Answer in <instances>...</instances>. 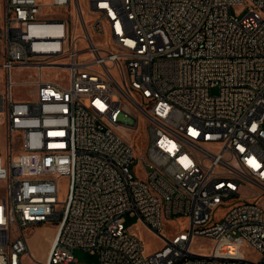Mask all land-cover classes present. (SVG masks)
<instances>
[{"label": "built area", "instance_id": "1", "mask_svg": "<svg viewBox=\"0 0 264 264\" xmlns=\"http://www.w3.org/2000/svg\"><path fill=\"white\" fill-rule=\"evenodd\" d=\"M87 1L90 23L82 0L3 3L0 264H77L76 249L97 264H264V0ZM18 69L36 71L24 83L34 101L15 100ZM142 124L138 160L127 137ZM127 214L160 250L146 253ZM180 220L185 229H166ZM47 222L57 231L39 262L27 231ZM196 237L213 250L193 252Z\"/></svg>", "mask_w": 264, "mask_h": 264}, {"label": "rangeland", "instance_id": "2", "mask_svg": "<svg viewBox=\"0 0 264 264\" xmlns=\"http://www.w3.org/2000/svg\"><path fill=\"white\" fill-rule=\"evenodd\" d=\"M3 3L4 0H0V18L3 15ZM82 5L84 9V14L87 20V23L92 21V18L89 17V5L87 0H82ZM231 13L233 16L242 17L247 13L246 7L236 6L231 8ZM80 24H76L75 20H73V34L76 38H78V49H84L85 43L83 38V33L79 27ZM92 37L97 45L105 44V39L101 36H97L96 34H92ZM82 60H90L92 56L90 54H86L81 57ZM36 75L35 70H15L14 71V80L17 85L14 87V97L17 101H34L36 99L37 90L35 87L31 85H25L26 81H30ZM45 77L48 79H56L58 77H62V73H57L56 71H46L44 73ZM0 91H4V85L2 81V76L0 75ZM213 93L217 92V89L212 90ZM5 132L0 127V153L2 156L5 154L4 144H5ZM127 140L133 143L136 148V154L138 160L144 158L146 156V150L149 143V134L146 130L144 124L138 130H132L129 132ZM15 148H18V139L16 136L14 137ZM149 171V168H147ZM146 170L143 168L137 167L135 169V173L137 176L141 178H145ZM69 186V178L62 177L59 181V199L60 201H64ZM260 202L264 206V197L261 198ZM224 215V209L220 208L215 216L220 219ZM57 222H47L40 226L33 227L31 230L27 231L28 241L32 256L39 262H45L48 254L49 248L51 244V240L54 235V231L56 230ZM125 227L129 230L130 233L135 234L139 237L144 244L145 251L147 254L152 255L158 250H160L163 246L161 240L155 236L151 231H149L138 219L137 216H130L127 214L125 216ZM187 226L185 220H180L178 222L167 223L166 229L170 233H174L177 229H185ZM214 240L206 237H196L192 244V251L198 254H209L214 247ZM244 251L251 255L253 259H257V255L251 249L248 244H244ZM74 257L77 261V264H97L99 262V256L87 252L83 249H76L74 251ZM27 264H33L31 258L27 259Z\"/></svg>", "mask_w": 264, "mask_h": 264}, {"label": "bare ground", "instance_id": "3", "mask_svg": "<svg viewBox=\"0 0 264 264\" xmlns=\"http://www.w3.org/2000/svg\"><path fill=\"white\" fill-rule=\"evenodd\" d=\"M126 136H127V135H126ZM56 231H57V230L54 231V237H55ZM53 240H54V238H53ZM53 240H52V242H53ZM52 242H51V243H52ZM50 247H51V244H50ZM49 251H50V248H49ZM48 255H49V254H48ZM47 257H48V256H47Z\"/></svg>", "mask_w": 264, "mask_h": 264}, {"label": "crops", "instance_id": "4", "mask_svg": "<svg viewBox=\"0 0 264 264\" xmlns=\"http://www.w3.org/2000/svg\"><path fill=\"white\" fill-rule=\"evenodd\" d=\"M53 238H54V235H53ZM53 238H52V240H53ZM52 240H51V241H52Z\"/></svg>", "mask_w": 264, "mask_h": 264}]
</instances>
